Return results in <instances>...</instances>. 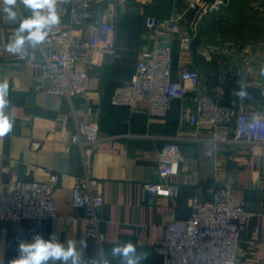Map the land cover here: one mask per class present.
I'll return each mask as SVG.
<instances>
[{
    "label": "crops",
    "instance_id": "obj_1",
    "mask_svg": "<svg viewBox=\"0 0 264 264\" xmlns=\"http://www.w3.org/2000/svg\"><path fill=\"white\" fill-rule=\"evenodd\" d=\"M204 1L219 4L186 10L187 0H101L99 18L111 11L116 14L111 53L79 45L90 38L93 21L70 28L76 45L56 44L60 50H75L87 70L84 93L71 100L45 91L38 47L26 45L24 59L5 51L19 22H6L0 2V82L9 84L5 114L13 122L11 132L0 138V192L12 170L23 180H44L57 172L60 180L53 200L58 212L78 215L74 222L52 218L7 223L0 229V264H10L17 256V228L26 240L34 232L45 238L55 232L61 242L84 238L86 259L107 256L111 264H120L118 257L110 255L111 248L131 241L138 253H148L141 264H164L155 245L166 236L167 224L189 217L192 198L207 199L219 186L229 187L230 196L243 199L253 213L239 230L237 264H264V143L213 146L207 141L209 128L190 124L181 116V109L190 104V91L185 99H174L163 118L131 114L127 106L110 102L113 89L133 74L139 53L168 43L172 79H177L180 65L188 63L200 71L210 90L215 60L220 57L234 69L224 86L226 99L241 111H264V52L258 46L264 47V25L255 24L264 19V0ZM16 11L20 19L31 15L20 3ZM57 11L61 22L51 33L67 29L69 0H57ZM176 11H185L181 29L194 35L189 50H183L168 29L144 28L145 14L164 17ZM241 79L248 85L243 100L237 95ZM137 105L145 108L147 102ZM77 123L96 124L102 136L112 139L93 149L81 147L71 141ZM228 126L227 122L217 125ZM168 141L176 142L182 154L180 171L170 178L174 193L161 186L150 195L143 185L157 180L158 152ZM84 177L100 183L102 205L97 216L99 231L107 237L103 242L86 236L81 211L67 201L78 179Z\"/></svg>",
    "mask_w": 264,
    "mask_h": 264
},
{
    "label": "built area",
    "instance_id": "obj_2",
    "mask_svg": "<svg viewBox=\"0 0 264 264\" xmlns=\"http://www.w3.org/2000/svg\"><path fill=\"white\" fill-rule=\"evenodd\" d=\"M186 10L194 7L212 8L219 3L204 0H187ZM101 0H69L67 29L51 33L48 39L38 45L45 91L63 95L71 100L84 93L87 84V70L80 64L73 49H57L56 44L76 45L77 39L71 27H82L93 21L90 38L79 45H90L104 53H111L114 47L116 14L111 11L100 18L97 5ZM185 11H176L167 16L153 14L143 16L145 29L158 31L168 29L179 38L183 50L191 48L193 34L181 29ZM172 49L168 43L158 44L141 51L131 77L115 87L110 96L114 105H125L129 112L145 113L152 117H165L174 99H185L189 94V106L181 109L182 118L190 124L207 127L210 134L207 141L217 146L221 143H243L248 145L264 143V111L245 112L237 109L226 99L224 86L232 65L222 58L215 60V71L211 89L206 88L200 71L183 63L178 69L176 80L171 77ZM146 101L140 108L138 101ZM219 122H227V128H218ZM112 137L102 136L96 124L77 123L76 133L71 141L81 147L95 148ZM182 154L174 141L166 142L158 152L157 180L143 185L148 194L164 186L169 194L175 185L170 178L180 171ZM57 172L49 173L44 180H23L10 172L4 190L0 192V229L9 222L23 219L59 218L63 222H74L78 215H61L53 200L59 184ZM72 208L81 211L86 236L106 241L99 231L97 212L102 205L100 183L87 177L78 179L72 195L67 199ZM264 212V202H263ZM253 213L243 199L233 198L229 187L214 188L207 199L195 195L191 200V213L186 219L171 220L167 234L160 239L155 250L164 258V264H237L239 230Z\"/></svg>",
    "mask_w": 264,
    "mask_h": 264
},
{
    "label": "clouds",
    "instance_id": "obj_3",
    "mask_svg": "<svg viewBox=\"0 0 264 264\" xmlns=\"http://www.w3.org/2000/svg\"><path fill=\"white\" fill-rule=\"evenodd\" d=\"M3 3V14L6 22H19L13 33V38L5 45V51L24 59L28 53L26 45L35 49L49 37L52 29L59 25L60 15L57 11V0H0ZM18 3L31 12V15L20 19L16 11ZM237 95L241 100L247 97V83L241 79ZM9 84L0 82V138L11 132L13 122L5 114L8 107ZM17 256L10 264H111L107 256L103 258H85L87 240L81 238L61 242L57 233H50L47 238L38 232L32 234L31 240L22 238L17 228ZM112 257H118L120 264H141L148 258V253H138L137 247L131 241L114 245L110 250Z\"/></svg>",
    "mask_w": 264,
    "mask_h": 264
},
{
    "label": "rangeland",
    "instance_id": "obj_4",
    "mask_svg": "<svg viewBox=\"0 0 264 264\" xmlns=\"http://www.w3.org/2000/svg\"><path fill=\"white\" fill-rule=\"evenodd\" d=\"M242 4H244V3H242ZM250 14L251 13H249L248 15L247 14H245V15L250 16ZM255 24L264 25V19H260V21L258 20L257 22L255 21ZM257 36L262 37V35H257ZM258 46L260 48V52H264V47H261L260 45H258Z\"/></svg>",
    "mask_w": 264,
    "mask_h": 264
}]
</instances>
